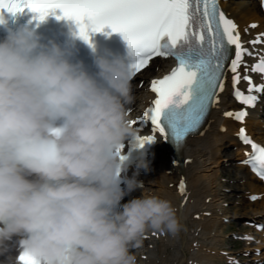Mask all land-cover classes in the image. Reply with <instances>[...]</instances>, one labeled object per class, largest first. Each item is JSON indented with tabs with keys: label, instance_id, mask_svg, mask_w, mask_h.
<instances>
[{
	"label": "clouds",
	"instance_id": "1",
	"mask_svg": "<svg viewBox=\"0 0 264 264\" xmlns=\"http://www.w3.org/2000/svg\"><path fill=\"white\" fill-rule=\"evenodd\" d=\"M73 55L26 26L0 40V264H20L21 255L137 264L132 250L149 230L182 228L172 203L155 194L121 210L127 192L143 186L120 175L119 150L136 135L129 66L96 55L91 74Z\"/></svg>",
	"mask_w": 264,
	"mask_h": 264
},
{
	"label": "snow or ice",
	"instance_id": "2",
	"mask_svg": "<svg viewBox=\"0 0 264 264\" xmlns=\"http://www.w3.org/2000/svg\"><path fill=\"white\" fill-rule=\"evenodd\" d=\"M24 8L39 13L41 21L50 10L60 9L63 16L58 19L75 20L80 25V37L90 44L89 29L99 32L107 27L121 33L133 57L129 65L131 75L147 67L154 57L176 60L171 72L151 81L156 99L143 113L142 120L151 123L153 134L135 136L134 147L151 145L156 133L179 146L189 134L200 129L211 107L218 102V93L224 91L226 71L233 73V94L241 104L255 107L259 97L253 93H264V83L254 84L247 74L249 66L244 57L253 56V52L245 47L237 24L219 7V0H0V14L5 9L15 14ZM248 43L253 46L264 43V34ZM242 64L243 77L239 72ZM251 71L264 74V55H259ZM242 78L248 82V94L236 87ZM247 107L224 115L243 123ZM136 123L131 121L133 125ZM240 139L252 148V154L242 163L251 165L264 180V146L255 143L243 127ZM124 148L121 145L119 150L121 163L127 160L122 154ZM179 190L181 193L185 190L183 181ZM20 261L38 264L26 255H21Z\"/></svg>",
	"mask_w": 264,
	"mask_h": 264
},
{
	"label": "bare ground",
	"instance_id": "3",
	"mask_svg": "<svg viewBox=\"0 0 264 264\" xmlns=\"http://www.w3.org/2000/svg\"><path fill=\"white\" fill-rule=\"evenodd\" d=\"M225 9L237 24L245 47L250 46L248 42L254 40L257 35L264 34V9L261 0L259 3L258 0H231L225 5ZM253 24L256 27H251ZM253 47H256L257 51H264V43ZM172 65L170 58H156L143 73L148 78L141 89L138 86L132 89L133 92L141 90L140 96L133 95V101L127 105L130 121L137 122L135 125L131 124L136 134H153L151 123H144L142 120L143 113L156 99V94L151 90V81L161 77ZM248 66L249 70L251 64L248 63ZM148 71L152 73L145 75ZM239 72L241 77L245 75L244 65L240 67ZM232 76L233 73L227 72L224 91L218 93V102L212 107L201 129L186 137L181 149L174 151L163 136L156 133L157 141L143 161L147 163V168L138 167L141 161L127 172L129 179L135 176L143 186L127 192L124 185L127 192L124 199L126 197L128 200L123 199V204L140 198L143 193L158 195L172 203L182 225L175 235L149 230L143 238L142 246L132 250L137 257V264H205L204 259L212 260L215 257L212 251L214 247L210 243L218 236L216 232L220 226L219 215L222 218L225 216L222 215V193L217 184L219 172L217 173L215 167L219 164L228 141L237 145L239 154L245 155L244 151L248 146L239 140L240 127H245L254 141L264 144V126L261 125L258 115L264 111L262 102L255 107H247L248 115L243 123L224 115L226 112L246 108L233 96ZM238 86L249 87L243 78ZM235 131L236 135H233ZM154 155L156 159L153 158ZM220 166L227 171L230 167L228 162L222 161ZM240 168L249 172L245 165H240ZM137 172L138 176L135 175ZM147 174L154 175V178L149 181ZM181 181L185 185L183 193L179 190ZM247 186L251 190L250 195L257 193L258 199H249L251 204H256L254 211L263 213L264 181L251 174L247 179ZM207 245L211 247L206 248Z\"/></svg>",
	"mask_w": 264,
	"mask_h": 264
},
{
	"label": "rangeland",
	"instance_id": "4",
	"mask_svg": "<svg viewBox=\"0 0 264 264\" xmlns=\"http://www.w3.org/2000/svg\"><path fill=\"white\" fill-rule=\"evenodd\" d=\"M151 73L152 71H148L145 75ZM147 78L141 74L133 82L132 89L135 86L141 89L143 81ZM132 93L140 96L141 90L132 91ZM134 103L135 100L132 106ZM259 117L261 125L264 126V115H259ZM233 135H236V131ZM153 158L156 159V155ZM241 160L242 156L238 152L237 145L228 141L222 151L220 162H228L230 167L228 171L223 170L220 162L215 167L217 173L219 172L217 184L222 193L220 205L224 213L222 215L225 216L222 218L219 215L220 226L216 232L218 236L210 243L214 247L212 251L215 257L212 260L204 259L205 264H264V228L257 227V225H264V212H255L256 204L250 203L252 200L250 197L253 195L249 194L251 190L247 186V179L251 174L240 168V165H244ZM147 176L150 177L149 181L154 178V175L147 174ZM235 179L237 180L234 181ZM145 185L150 184L145 183ZM124 200L128 199L125 197ZM210 245L206 248L211 247Z\"/></svg>",
	"mask_w": 264,
	"mask_h": 264
}]
</instances>
